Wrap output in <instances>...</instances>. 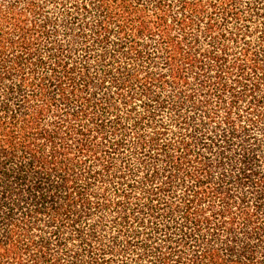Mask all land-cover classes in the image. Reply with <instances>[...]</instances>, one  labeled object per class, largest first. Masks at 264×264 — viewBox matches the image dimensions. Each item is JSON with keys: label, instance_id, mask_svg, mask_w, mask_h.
Returning a JSON list of instances; mask_svg holds the SVG:
<instances>
[{"label": "trees", "instance_id": "obj_1", "mask_svg": "<svg viewBox=\"0 0 264 264\" xmlns=\"http://www.w3.org/2000/svg\"><path fill=\"white\" fill-rule=\"evenodd\" d=\"M0 264H264V0H0Z\"/></svg>", "mask_w": 264, "mask_h": 264}]
</instances>
